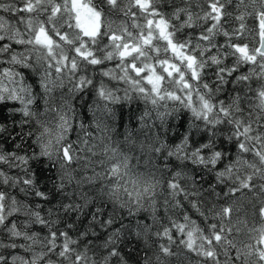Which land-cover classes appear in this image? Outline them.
I'll return each instance as SVG.
<instances>
[{
	"label": "snow or ice",
	"instance_id": "snow-or-ice-1",
	"mask_svg": "<svg viewBox=\"0 0 264 264\" xmlns=\"http://www.w3.org/2000/svg\"><path fill=\"white\" fill-rule=\"evenodd\" d=\"M104 2L110 9L123 11L127 17L132 18L130 28L137 31L134 33L125 23L118 28H113L109 23L106 30L101 31V10H98L93 0H0V103L19 102L22 106L19 111L23 112L25 117L32 115L30 105L33 103V89L16 71L17 67L29 68L34 62L39 63L42 59L54 61L48 64V70L40 77L39 82L40 89L48 93L51 87L62 81L65 72L75 73L79 67L76 58L69 60L68 57L57 55L56 48L59 45L53 38V33L59 36V40L71 43L67 34L63 33V28L65 25L70 29L78 28L80 42L74 52L79 60L89 66H99L112 60L119 62L118 69L122 75L117 76L116 70L112 69L104 71L103 76L124 80L132 88H138V81L147 78L152 84L153 93L161 99L164 98L160 96L163 91L161 84L171 78L170 82L180 91L187 92L188 99H185V104L191 108L196 118L204 119L210 125L229 119L235 126L231 138L235 139L238 151L236 159L226 164L222 171H217L216 168L223 161L225 154L216 150L211 140L189 150V141L184 138L174 151L169 152V156L174 155L181 161H190L195 166L215 172L218 181L227 177L238 180L241 187L255 189L256 179L264 181V132H255L252 121L246 123L240 119H231L239 107L238 96L227 105L223 101L215 105L212 101L215 94L221 90L220 85L229 83L227 77H232L241 65L248 64L252 67L247 73L236 76L235 80L231 81L233 84H242L252 77L264 80V0H167L172 5L171 13L158 10L157 5L164 0ZM193 3L199 11H193ZM233 3L234 10L229 11L228 6ZM181 4L184 6H179ZM249 6L252 7V12H249ZM2 13L15 14L19 18L10 22ZM249 16H253L258 22L261 38L255 46L244 42L249 32L246 23ZM140 18H143V24L137 23ZM191 28H199V35L189 34L187 38L178 35ZM255 29L256 26L253 30ZM80 33L83 35L80 36ZM220 36L224 38L223 42L217 41L216 38ZM101 37H107L109 42L101 49L104 55H97L92 46L96 45ZM14 46L22 47L23 50L17 51ZM161 51L170 52L172 59L179 61V65L167 57L160 58ZM151 53H157V56L153 57ZM228 58L233 60L231 66L226 63ZM156 63L161 70L159 73ZM213 66L216 87L213 89L209 83H203L201 90L196 92L199 107L192 108L194 86L189 81H201L204 70ZM52 69H55V78ZM132 73H135V76ZM142 73L147 75L142 76ZM164 73L167 76L163 75ZM88 83L84 76L78 81L79 86ZM100 87L102 96L111 99V91L103 83ZM203 90L207 91L201 94ZM257 94L261 107H264V86L257 89ZM167 95L171 99L178 98L171 93ZM66 126L67 121L62 118L60 128ZM30 135L31 133L21 135L16 140L6 134L4 125H0V264H114V261L116 264H126L119 241L122 230L127 225L121 223L120 227H114L118 221L113 219L112 213L105 215L106 209L100 206L86 214L85 209L93 203L92 198L81 191H66L73 183L79 189L84 183L94 182L97 174L82 176L80 179L75 177L76 170L70 166L73 162H79L80 157L71 144L61 143L64 136L59 131L52 133L45 128L36 140V144H39L38 152L36 145L28 141ZM8 145L11 146L10 149ZM246 153H251L254 159H244L243 154ZM45 158L47 161H54L50 166L55 169L56 178L50 182L61 197L54 205H49L51 189H41L40 178L31 167L32 162ZM246 168L250 170L248 175L241 176L240 173ZM13 169L16 171L10 175ZM110 173L119 177L121 168L113 166ZM184 178L181 172H176L168 183L170 195L174 200L172 207L179 208L182 203L179 198L183 196V199L206 220L219 219L221 215L231 216L230 206L223 207L221 212H214V206L205 213L199 201L192 199L193 195H200L199 190L195 193L190 191L181 183ZM133 183L136 187V183ZM260 188L264 190V184H261ZM10 189H19L26 198L31 197L39 202L30 206L13 195ZM153 191V184H145L136 191L133 198L127 191V186L122 189L117 184L110 189L109 196L121 207L127 208L129 216H134L143 208L144 197ZM121 192L129 197L127 202L121 199ZM133 199L135 204L132 203ZM165 203L167 204V201ZM150 207L151 218L156 222L157 208L154 203ZM165 210L167 211V208ZM257 214L264 217V202L257 209ZM21 215L23 220L19 219ZM86 215L89 217L87 224L81 227V221ZM168 219L169 224L155 234L158 238L166 239L168 244L174 243L175 234H179L180 242L186 248L195 251L199 256L208 257L212 264H220L215 258L216 247L227 242L229 247L235 248L237 259L244 258V264H251L253 259L254 264H264V226L257 230L254 245L240 248L227 241L223 225L208 223L206 229H201L188 214L183 215V223L171 216ZM35 225L45 230L43 237L38 232L30 231ZM144 227L149 228L148 225ZM101 231L106 233V236L100 247L106 251L98 261L89 255L94 242L89 237L98 238ZM18 240L23 243H18ZM82 242L83 250L80 247ZM159 247L165 255L170 254L167 245L162 243ZM17 249L23 250L26 255L14 251ZM227 255L225 252V256Z\"/></svg>",
	"mask_w": 264,
	"mask_h": 264
},
{
	"label": "trees",
	"instance_id": "trees-1",
	"mask_svg": "<svg viewBox=\"0 0 264 264\" xmlns=\"http://www.w3.org/2000/svg\"><path fill=\"white\" fill-rule=\"evenodd\" d=\"M93 2L98 10H101V31H105L109 23L113 28H118L122 23L127 24L130 28L132 18L127 17L123 11L110 9L104 0H93ZM179 6L183 7L184 5ZM122 7H126V5H122ZM191 7L193 11H199L195 3ZM157 8L163 13L172 11V5L167 0L158 4ZM234 8L235 3L228 6L229 11H233ZM248 10L252 12V7L249 6ZM2 14L10 22H15L19 18L15 14ZM72 23L74 25L75 21L73 20ZM137 23L143 24V18L137 20ZM246 23L249 32L244 42L249 46H255L260 39L258 22L253 16H249ZM254 26H256L255 30H253ZM130 30L134 33L137 31L131 28ZM199 31V28L185 29L178 35L181 38H187L189 34L198 36ZM79 32L78 28L70 29L67 25L64 26L63 33L67 34L71 43L59 40V36L53 33V38L59 45L56 48L57 55L68 57L69 60L76 58L79 67L75 73L65 72L62 81H58L48 93L40 89L39 82L40 77L48 70V64L54 61L42 59L39 63L34 62L33 66L29 68L17 67L16 71L33 89V103L30 105L32 115L25 117L23 112L19 111L22 107L19 102L0 103V125L6 127V134L18 140L21 135L31 133L28 141L36 145L37 152L39 144H36V140L45 128L49 131L53 129L52 133L59 131L64 136L61 143L71 144L77 156L80 157L79 162H73L70 166L76 170L75 177L80 179L82 176L97 174L94 182L84 183L79 189L73 183L66 191H81L92 198L93 203L89 205L88 209H85L86 214L100 206L106 209L105 215L112 213L113 219L118 221L114 227H120L121 223L127 225L122 230L119 241L121 254L125 257L126 264H212L208 257L199 256L195 251L186 248L180 242L179 234H175V242L172 244H168L166 239L158 238L155 235L169 224L170 216L183 223V215L188 214L201 229H206L208 223L223 225L227 241L240 248L250 244L254 245L257 230L264 226V217L257 214V209L264 202V190L260 188L264 181L256 179L255 189L241 187L238 180L227 177L223 181H218L215 172L195 166L190 161H181L174 155L169 156V152L174 151L184 138L189 141V150L211 140L214 142L216 150L225 154L223 161L216 168L217 171H222L226 164L236 159L238 149L235 139L231 138L235 126L229 122V119L221 120L219 124L210 125L204 119L196 118L191 108L185 104V99H188L187 92L180 91L175 84L170 82L171 78L161 84L163 91L160 96L164 97L161 99L155 96L152 85L146 79L138 81V88H132L124 80H114L111 77L103 76L104 71L112 69L116 70L117 76L122 75L118 69L119 62L112 60L105 61L99 66H89L86 62L79 60L74 52V48L80 42L77 35ZM82 35L80 33V36ZM84 39L87 40L86 37ZM216 39L223 42L224 38L220 36ZM108 42L107 37H101L97 44L92 46L97 55H104L101 49ZM14 47L17 51L23 50L22 47ZM151 55L155 57L157 53H151ZM159 56L160 58L167 57L171 62L179 65V61L172 59L170 52L161 51ZM226 63L231 66L233 60L228 58ZM4 66L7 67L6 64ZM155 66L159 73L161 70L158 63ZM251 67L248 64L241 65L232 77H227L230 82L220 85L221 90L215 94L212 102L219 105L223 101L227 105L232 102L234 97L238 96L240 98L239 107L234 111L231 119H240L246 123L252 121L255 132H264V107H261L257 94V89L264 86V80L252 77L239 85L231 82L235 80L236 76L247 73ZM51 71L55 78V69ZM214 71V66L205 69L201 81H189L194 86L191 97L192 108L199 107L196 92L201 90L200 86L203 83H209L213 89L216 87ZM132 75L135 76V73ZM141 75H147V73ZM163 75L167 76L166 73ZM81 76H84L89 83L79 86L78 81ZM102 83L111 91V99L102 96L100 87ZM206 91L203 90L201 94ZM167 93L178 98L171 99ZM154 99L155 102H153ZM62 118L67 121V126L63 129L60 128ZM7 147L10 149L11 146ZM243 158L249 161L254 159L251 153L243 154ZM51 163L54 161H47L45 158L39 162H32L31 167L40 178L41 189L44 191L51 189L52 196L49 205H54L61 197L52 188L50 182L56 178V171L50 166ZM113 166L121 168L119 179L110 173ZM15 171L13 169L9 174H14ZM249 171L246 168L240 175L247 176ZM176 172L183 174L185 178L181 183L190 191L195 193L196 190H199L200 195L198 197L193 195L192 199L199 201L205 213L214 206V212H221L223 207L230 206L232 208L231 216L221 215L219 219L206 220L191 207L187 200L183 199V196L179 198L182 202L181 206L179 208L172 207L174 200L170 195L168 183ZM126 180L135 181L142 187L149 183L154 185V191L144 197L143 208L134 216H129L127 208L121 207L109 196L110 189L117 184L122 185V189L125 186L128 187L129 185L125 183ZM230 189L232 190L230 191ZM10 191L30 206L39 202L31 197L26 198L19 192V189H10ZM75 198L73 197V199ZM121 199L127 202L129 197L123 194ZM132 203L135 204L134 199ZM153 203L157 208L156 222H153L151 218L152 208L150 205ZM88 218L86 215L81 221V227L87 224ZM19 219L23 220L24 217L21 215ZM145 225H148L149 228L146 229ZM30 231L38 232L41 237L46 234L39 225L33 226ZM138 232L139 235H137ZM105 236L106 233L101 231L98 238L89 237L94 241L89 255L98 261L106 251L100 247ZM17 242L23 243L22 240ZM83 243L80 245L81 250H83ZM162 243L169 247L170 254L165 255L161 252L159 246ZM14 251L26 255L23 250ZM225 252L228 253L227 256H225ZM215 258L220 261V264H244V258L237 259L235 248L229 247L227 242L216 247ZM251 264H254V259Z\"/></svg>",
	"mask_w": 264,
	"mask_h": 264
},
{
	"label": "clouds",
	"instance_id": "clouds-1",
	"mask_svg": "<svg viewBox=\"0 0 264 264\" xmlns=\"http://www.w3.org/2000/svg\"><path fill=\"white\" fill-rule=\"evenodd\" d=\"M118 179H119V177H117ZM133 182H135V181H131V182H129V180H126L125 181V183H127L129 186L127 187V191L129 192V193H131V195L133 196V198H135V195H136V191H138L139 190V188H141L142 187V185H140V184H137L136 182V187H134V183ZM120 187H123L122 185H120ZM124 193L123 192H121V196L123 195ZM151 193H149V195H150Z\"/></svg>",
	"mask_w": 264,
	"mask_h": 264
},
{
	"label": "rangeland",
	"instance_id": "rangeland-1",
	"mask_svg": "<svg viewBox=\"0 0 264 264\" xmlns=\"http://www.w3.org/2000/svg\"><path fill=\"white\" fill-rule=\"evenodd\" d=\"M146 80H147V82H148V79L147 78H145ZM149 83V82H148ZM150 84V83H149ZM150 85H152V84H150ZM50 132H53V129L50 131Z\"/></svg>",
	"mask_w": 264,
	"mask_h": 264
}]
</instances>
